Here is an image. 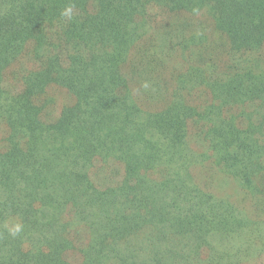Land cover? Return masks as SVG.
<instances>
[{
    "label": "trees",
    "instance_id": "obj_1",
    "mask_svg": "<svg viewBox=\"0 0 264 264\" xmlns=\"http://www.w3.org/2000/svg\"><path fill=\"white\" fill-rule=\"evenodd\" d=\"M263 213L264 0H0V264H177Z\"/></svg>",
    "mask_w": 264,
    "mask_h": 264
},
{
    "label": "rangeland",
    "instance_id": "obj_2",
    "mask_svg": "<svg viewBox=\"0 0 264 264\" xmlns=\"http://www.w3.org/2000/svg\"><path fill=\"white\" fill-rule=\"evenodd\" d=\"M209 26L210 28H203L207 32L205 34L217 38L213 26L211 24ZM54 95L60 103L69 102L63 92L56 91ZM205 178L211 179L212 182L204 189L214 193L216 197L229 201L246 213V210L249 209V202L245 200L246 195L239 183L220 171H214L212 174L206 175ZM251 219L257 223L253 224L257 234L264 232V213L259 218L252 214ZM253 232L255 230L250 229L245 230L242 234L238 233L235 239L225 240L226 242L223 244L218 243L215 251L208 249L198 252L195 248L192 249V246L188 247L187 252H181L177 264H264V240L262 241L260 238L258 240Z\"/></svg>",
    "mask_w": 264,
    "mask_h": 264
},
{
    "label": "clouds",
    "instance_id": "obj_3",
    "mask_svg": "<svg viewBox=\"0 0 264 264\" xmlns=\"http://www.w3.org/2000/svg\"><path fill=\"white\" fill-rule=\"evenodd\" d=\"M71 14H72V8L71 7L66 8L62 13L63 16L68 17L69 19L71 18ZM144 87L147 88L148 85L145 84ZM5 227L7 228L9 235H11L13 237L20 234L21 231L23 230L22 224L19 222H15V221L11 222L10 224H6Z\"/></svg>",
    "mask_w": 264,
    "mask_h": 264
}]
</instances>
